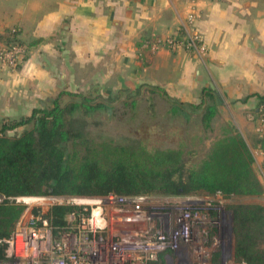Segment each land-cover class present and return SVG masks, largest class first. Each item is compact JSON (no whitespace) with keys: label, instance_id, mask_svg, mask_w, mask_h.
I'll return each instance as SVG.
<instances>
[{"label":"crops","instance_id":"1","mask_svg":"<svg viewBox=\"0 0 264 264\" xmlns=\"http://www.w3.org/2000/svg\"><path fill=\"white\" fill-rule=\"evenodd\" d=\"M13 30L28 50L17 69L0 62V118L30 116L62 93L159 86L201 104L209 91L216 118L253 151L264 198V0H0L1 39ZM181 33L206 52L164 44Z\"/></svg>","mask_w":264,"mask_h":264},{"label":"trees","instance_id":"2","mask_svg":"<svg viewBox=\"0 0 264 264\" xmlns=\"http://www.w3.org/2000/svg\"><path fill=\"white\" fill-rule=\"evenodd\" d=\"M9 33L8 40L16 38V31ZM153 87L169 97L163 88ZM204 94L208 103L179 100L178 104L203 107V124L211 128L218 109L214 96L209 91ZM68 96L64 99L60 94L45 106L34 108L30 116L0 118V238L12 234L26 208L9 197L221 192L229 198L263 193L254 171V153L236 130L218 138L198 165L189 166L182 149L96 142L76 127V113L109 110L112 101L103 99L94 104L95 99L83 93ZM74 208L53 207L48 213L53 225L65 226L66 215ZM230 208L237 237L236 255L242 263L260 264L255 250L264 237V205L240 203ZM6 250L7 244L0 243V262L6 260ZM165 259L162 254L150 264H167Z\"/></svg>","mask_w":264,"mask_h":264},{"label":"built area","instance_id":"3","mask_svg":"<svg viewBox=\"0 0 264 264\" xmlns=\"http://www.w3.org/2000/svg\"><path fill=\"white\" fill-rule=\"evenodd\" d=\"M180 38L172 36L164 44L173 50L206 51L198 37ZM159 45L156 40L152 46ZM27 50L17 36L8 41L0 37V62L9 68L17 69ZM259 112L264 123V100ZM9 199L28 207L12 234L0 238L7 244L0 264H150L162 254L167 264H209L207 242L211 238L214 245L221 244L222 233L211 234L223 229L220 213L226 202L221 192L211 197L109 193ZM55 206L75 207L63 227L53 225L48 215Z\"/></svg>","mask_w":264,"mask_h":264},{"label":"rangeland","instance_id":"4","mask_svg":"<svg viewBox=\"0 0 264 264\" xmlns=\"http://www.w3.org/2000/svg\"><path fill=\"white\" fill-rule=\"evenodd\" d=\"M178 35L182 37V33ZM186 36L188 35L180 39L185 41V39H188ZM198 39L200 40V38ZM201 43L205 45L204 47L207 50L206 43ZM178 49L185 48L180 47ZM196 54L198 53L196 52ZM85 95L95 99L94 104L104 101L103 99L112 101L109 110H96L88 115L76 113L74 124L82 129L86 136L99 143L143 144L149 148L182 149L189 166L198 165L200 158L207 154L218 138L235 131L234 127L222 120V117H215L212 121V127L205 128L202 120L203 107L200 109H195L192 106L181 107L178 104L179 100L175 101L170 96L169 98L155 87H145L141 93L124 92L112 95L109 98L98 91ZM176 107L179 108L175 111ZM13 133L10 132V135ZM197 195L200 197L213 196L206 192H198ZM225 201L220 213L223 229L217 234H215L216 229H214L211 234L212 237H215L222 233L221 244L214 245L215 239L211 238L207 242V246L210 248L209 264L244 262L236 255L237 237L234 232L233 213L230 207L240 203L262 205L264 198L262 193L260 195L226 197ZM24 205L28 207V205ZM255 253L256 257H259V261L261 260L259 263L264 264V237L259 239ZM168 264L173 263L169 261Z\"/></svg>","mask_w":264,"mask_h":264},{"label":"water","instance_id":"5","mask_svg":"<svg viewBox=\"0 0 264 264\" xmlns=\"http://www.w3.org/2000/svg\"><path fill=\"white\" fill-rule=\"evenodd\" d=\"M237 264H242V263H237Z\"/></svg>","mask_w":264,"mask_h":264}]
</instances>
